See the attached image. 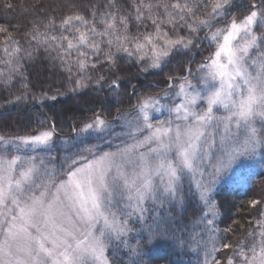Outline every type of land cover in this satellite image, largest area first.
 <instances>
[{"label": "snow or ice", "instance_id": "snow-or-ice-1", "mask_svg": "<svg viewBox=\"0 0 264 264\" xmlns=\"http://www.w3.org/2000/svg\"><path fill=\"white\" fill-rule=\"evenodd\" d=\"M108 7L114 10H92L91 18L74 12L57 23L50 16L44 31L33 22L23 33L29 48L0 24V87L10 89L16 77L21 84L5 105L30 98L43 108L67 95L32 92L25 59L41 46L67 73L68 92L78 94L92 83L116 98L121 93L136 97L132 119L121 112L110 119L102 102L89 101L99 111L93 108L71 125L76 136L66 142L59 168H49L39 156L53 149L58 135L54 116L44 113L38 127L23 134H0V264H117L125 250L128 264H144L145 247L159 242L187 248L197 264H264V199L249 201L251 208L261 206L251 221L255 230L233 245L227 242L231 227L217 224L223 213L213 196L234 165L264 158V0H131V13H122L115 0ZM130 15L137 26L150 24L152 30L132 33ZM197 40L214 48L197 65V75L189 61L183 65L187 74L167 75L160 92L138 94L136 85L116 74L120 53L134 58L141 73L163 71L172 58L182 59L198 47ZM105 64L110 76L104 74ZM166 98L172 103H162ZM201 102L204 107L198 109ZM164 111L171 118L154 122L153 113ZM121 120L127 121L132 143L116 151L81 147L85 134H111ZM217 147L219 155L213 151ZM206 159L211 167L207 179ZM186 175L203 205L187 236L174 218L166 220L159 211L165 201L183 208ZM149 202L152 223H146Z\"/></svg>", "mask_w": 264, "mask_h": 264}, {"label": "trees", "instance_id": "trees-1", "mask_svg": "<svg viewBox=\"0 0 264 264\" xmlns=\"http://www.w3.org/2000/svg\"><path fill=\"white\" fill-rule=\"evenodd\" d=\"M6 5H11V7L6 8ZM108 5L109 0H0V24L6 25L14 37L20 38L22 47L29 48V45L23 38V33L31 29L33 22L41 24V31H44L43 24L47 22V18L50 16H54L57 23L64 16L71 15L74 12L91 18L90 12L92 10H96L98 13L114 10L108 7ZM94 6L96 7L94 8ZM115 6L122 13H131L133 11L131 0H115ZM200 14L204 15L205 13L201 12ZM129 21L132 33L138 30H152L150 24L147 29L144 28L143 24L137 26L131 15L129 16ZM97 26L101 27L99 24ZM58 31L57 29V32L53 34H57ZM180 33L184 35L186 34V30L181 28ZM200 35L204 36L203 30ZM0 39H2V35H0ZM196 44L198 47H194L182 59L179 57L172 58L163 71L149 70L147 73L139 71L140 64L134 58H128L126 54L120 53L117 55L118 66L116 74L124 77L125 83L130 80L132 85H136L138 87V94L160 92L161 89L166 87L165 81L167 75L177 74L184 76L187 74L184 71L183 65L189 61L192 62L193 75H197V65L214 51V48L209 47L207 40H203V43L201 40H197ZM196 50L197 53L193 57ZM52 55L54 56L55 53H52ZM0 56H2V53H0ZM92 59H95V57H92ZM0 67H3V65H0ZM25 68L32 92L37 95L41 92H46L51 96L60 91L65 92L67 95L60 97L58 101H47L43 108L38 100L33 101L30 98L27 102L20 105H5L7 99L15 94H19V89L21 88V84L19 83L20 78L16 77L10 89L0 87V134H23L27 129L38 127L37 119H44V113H47L54 116L58 121L57 136L69 139V137L76 136L71 130L73 123L86 119L91 114L93 108L99 111L98 105H93L89 101L98 99L102 102L106 108L110 109L111 115L109 118L112 119L116 116L117 112L129 114L131 112V105L136 99L135 96L129 97L123 93H121L119 98L113 97L107 88L98 89L92 83L89 84L87 89L78 94L68 92L69 87L72 85L67 80V73H65L58 60L51 59L43 46L33 52L31 59H25ZM103 71L105 75H111L107 69V64L103 66ZM131 91L132 89L129 87L128 92L131 93ZM221 113L223 112H217V114ZM123 129V124L120 121L111 134L87 135L85 136V143L81 147L98 145L97 151L114 147L115 137L122 133ZM65 148L66 144H59L56 141L51 151H41L39 152V156L45 154L47 162L51 159V163L47 165L49 168L53 166L59 168L60 161L65 155ZM219 154V152L215 153V155ZM212 162H215L214 159ZM251 164L255 167L252 172H248L247 168L243 169L245 165L240 167V169L242 168L241 174L245 175L242 178H247L246 181L243 180L240 183L239 181H228V179H225L215 186V191L213 192V196L223 213L219 217L217 224L221 229L231 227L232 231L227 233V242L233 245L244 240L249 231L255 230L251 221L253 218L259 216L261 206L257 205L256 208H251L249 201L252 199H264V158L255 157ZM208 168L211 171V167L209 166ZM207 171L205 170V173ZM182 195L184 199L183 208L176 204V202L170 204L165 201L159 211L160 215L166 220L174 218L175 226L186 229L184 235L187 236V233L192 231L193 223L201 215V210L203 209L195 184L190 182V177L187 175L184 177ZM148 207L150 211L148 213L149 219L146 223H152L151 217L154 213L151 209L154 206L149 202ZM169 213H171V216H169ZM130 223L136 228L141 227L140 223L135 220L130 221ZM131 235L134 236L135 234ZM130 243H135V240L131 239V237ZM125 252L126 250L120 252L117 257V264H120V262L128 264L129 256ZM144 252V264H197L195 253L188 251L187 248H177L174 244L170 246L169 242H159L158 246L147 245ZM227 254L225 253V255ZM160 257L164 259H160Z\"/></svg>", "mask_w": 264, "mask_h": 264}, {"label": "rangeland", "instance_id": "rangeland-1", "mask_svg": "<svg viewBox=\"0 0 264 264\" xmlns=\"http://www.w3.org/2000/svg\"><path fill=\"white\" fill-rule=\"evenodd\" d=\"M193 57H195V52H194V54H193ZM196 76V74H194L193 75V77H195ZM193 83H196L197 84V86H199V84H198V81H196L195 79L193 80ZM173 99H175V102H179V100L177 99V98H173ZM162 103H172V100L171 99H164V100H162ZM204 107V104H203V102H201L200 104H198L197 105V108L198 109H201V108H203ZM220 111H222V110H220ZM223 113H221V114H218V115H222ZM127 117H128V119H132L134 116H135V113L134 112H130L129 114L128 113H126L125 114ZM153 117H154V122H156V121H160V120H165V119H168V118H171L170 117V114L167 112V111H164L163 113H153ZM120 122V121H119ZM121 122H122V124H123V132L122 133H120L119 135H116V139H115V146L114 147H110V148H107V149H105V150H100V151H116V149L118 148V147H123L124 146V144L125 143H132V141L127 137V135H126V133H127V131H128V124H127V121L126 120H121ZM107 134V133H106ZM143 134H146V132L145 133H143ZM143 134H141V135H143ZM85 136H87V134H85ZM219 139V135L217 134V140ZM116 140H120L119 142L117 141L116 142ZM59 142V144H61V143H63V144H66V142L68 141V138H63V137H56L55 138V141H54V143L55 142ZM140 151H146V149H140ZM214 151V154L216 153H218L219 152V148L217 147L216 149H214L213 150ZM99 152V151H98ZM40 157H42V158H44L45 159V163H46V165H48V162H47V159H46V157H45V154L44 155H40ZM253 160H254V158L253 159H251V160H248V159H245V160H243V162H242V164H240V165H234V170L232 171V172H229V173H227L217 184H216V186L220 183V182H223L225 179H228V181H239L240 183L244 180V181H246V179L247 178H242V177H245V175H242L241 174V171H242V168L240 169V167L241 166H244L243 167V169L244 168H247L246 170L248 171V172H252L254 169H255V167H253L252 166V162H253ZM210 166V164H209V161L208 160H205V164H204V171L205 170H208L207 171V173L208 172H210V170H209V167ZM54 167V166H53ZM207 173H206V179H207ZM233 177H235V178H237V179H235V178H233ZM37 194H38V192H37Z\"/></svg>", "mask_w": 264, "mask_h": 264}, {"label": "water", "instance_id": "water-1", "mask_svg": "<svg viewBox=\"0 0 264 264\" xmlns=\"http://www.w3.org/2000/svg\"><path fill=\"white\" fill-rule=\"evenodd\" d=\"M202 43H203V41H202ZM196 53H197V50H196V52H195V55H196Z\"/></svg>", "mask_w": 264, "mask_h": 264}]
</instances>
